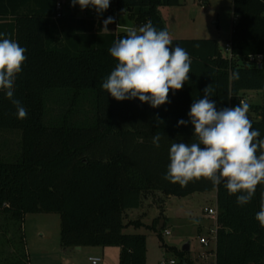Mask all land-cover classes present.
Segmentation results:
<instances>
[{"label":"trees","instance_id":"1","mask_svg":"<svg viewBox=\"0 0 264 264\" xmlns=\"http://www.w3.org/2000/svg\"><path fill=\"white\" fill-rule=\"evenodd\" d=\"M59 2L0 0V33L5 34L0 39L26 49L14 91L27 109V117L18 119L0 90V133H21L14 157L4 156L0 145L4 264H30L23 233L29 214L61 216L64 250L117 247L120 264H147V236L124 233L145 225L125 224L124 218L156 192L179 198L216 192V264H264V227L255 219L264 185L240 206L239 193L229 195L223 183L200 179L181 187L164 179L172 143L196 139L188 113L206 86L212 84L210 100L218 110L241 104L248 91L264 90L263 64L249 63L250 56L264 55V0H233L237 22L225 54L214 39H172L173 47L189 53L191 72L182 89H170L169 102L157 108L138 98L117 101L102 88L118 63L109 49L127 33H102L100 17L64 13L57 20ZM179 5L180 0H115L107 10L128 13L137 29L150 20L157 30H166L160 7ZM233 72L239 79L231 78ZM255 112L259 118L253 128L264 137V106ZM181 119L189 121L187 126H177ZM156 134L159 147L153 144ZM159 226L157 219L151 228L161 237L165 226ZM165 249L177 255L178 264H194L187 257L190 251Z\"/></svg>","mask_w":264,"mask_h":264},{"label":"clouds","instance_id":"2","mask_svg":"<svg viewBox=\"0 0 264 264\" xmlns=\"http://www.w3.org/2000/svg\"><path fill=\"white\" fill-rule=\"evenodd\" d=\"M71 3L79 4L81 10L92 6L98 14L110 6V0H71ZM113 22V17L105 19L103 30L109 31L107 26ZM126 32L109 49L118 63L103 81L102 88L117 101L138 98L153 108L168 103L170 89L179 91L189 80V53L179 45L173 47L169 32L157 30L150 20ZM25 52L17 41L0 39V90L15 106L18 119L27 117V109L15 98L14 91L15 80L26 60ZM231 78L239 79V73L233 72ZM203 91V97L194 100L188 113L196 139L191 143H172L164 179L181 187L200 179L209 180L214 186L223 183L229 195L239 193L238 205H246L254 197L257 186L264 185V137L253 128L247 103L218 110L216 102L210 100L215 91L212 84ZM188 123L181 119L177 126ZM160 139L159 134L153 136L156 147L160 146ZM255 219L264 227V193Z\"/></svg>","mask_w":264,"mask_h":264},{"label":"rangeland","instance_id":"3","mask_svg":"<svg viewBox=\"0 0 264 264\" xmlns=\"http://www.w3.org/2000/svg\"><path fill=\"white\" fill-rule=\"evenodd\" d=\"M60 2L65 14L78 19L92 17L93 13H97L92 6L81 10L79 4L72 6L71 0ZM112 11L114 22L108 24L109 31H104L102 27L104 33H127L128 28L135 27V22L128 13L115 8H112ZM107 13L110 11L106 10L98 15L105 20L109 17ZM159 13L172 39H214L219 41L225 54V46L230 40L233 22L236 20L233 14V0H180L179 6L160 7ZM243 100L250 106L247 114L249 119L251 121L258 119L255 108L264 106V90L248 91ZM52 107L55 112L58 111V106ZM20 140V132H1L0 145L3 147L4 156L14 157L19 151ZM214 207L213 193H196L183 198H168L159 193H152L146 197L141 210L127 212L124 218L125 224L130 220L140 221L145 226L139 229L126 228L124 233L147 236V264H170L171 261H178L177 255L174 252H167L165 246L181 252L187 245L190 246L187 257L194 264H205L201 257L206 250L200 245V237H208L211 231L216 230V221L209 218L206 213L209 208ZM157 219L165 226L161 237L151 228ZM3 223L4 218L0 217V245L4 242L1 228ZM61 224V216L57 214L26 216L23 233L30 264H91L89 258L94 256L101 257L104 264H120V249L117 247L101 250L91 247H84L80 251L75 248L64 250L61 244ZM166 230L171 232L170 236L165 234ZM7 251L12 253L13 248L7 246ZM212 260L213 257H210L208 261ZM5 262V257L0 256V264Z\"/></svg>","mask_w":264,"mask_h":264},{"label":"built area","instance_id":"4","mask_svg":"<svg viewBox=\"0 0 264 264\" xmlns=\"http://www.w3.org/2000/svg\"><path fill=\"white\" fill-rule=\"evenodd\" d=\"M115 0H110V6L114 4ZM205 1V0H203ZM63 5L61 2L57 4V16L56 19H61L63 16ZM109 17H112L113 11L110 10V13H107ZM98 13H93L92 17H97ZM226 50H230V45L225 46ZM264 62V55H256V56H250L249 57V63L259 66ZM242 103H245L244 100ZM207 215L209 218L213 219L216 221V230L211 231L209 233L208 237H200V245L202 246L203 249L206 250L205 254L201 257L206 263L205 264H216V242H217V219H218V210L217 208H209L206 211ZM165 234L167 236L171 235V232L169 230L165 231ZM210 257H213L212 261H208ZM93 258L96 259V264H104V261L101 257L94 256L89 258V262L93 264ZM208 261V262H207ZM179 261H171L170 264H178Z\"/></svg>","mask_w":264,"mask_h":264},{"label":"crops","instance_id":"5","mask_svg":"<svg viewBox=\"0 0 264 264\" xmlns=\"http://www.w3.org/2000/svg\"><path fill=\"white\" fill-rule=\"evenodd\" d=\"M98 17H100L99 15H98ZM88 18V17H87ZM100 18H102L101 19V21H102V25H101V32L102 33H104L103 31H102V27H103V21H104V17H100ZM236 18V17H235ZM83 19H86V18H83ZM237 22V18H236V20L233 22V26H234V24ZM233 26H232V30H233ZM104 34H109V33H104ZM231 35H232V31H231ZM230 39H231V37H230ZM219 42V41H218ZM229 42H230V40H229ZM228 42V43H229ZM227 43V44H228ZM226 44V45H227ZM263 64V63H262ZM264 67V66H263ZM244 96H246V93H244L243 94V98H244ZM157 194L159 193V194H161V196L162 195H164V194H162L161 192H156ZM211 193H213L214 194V196H215V207L214 208H216V192H211ZM166 197H168V198H172V197H174V196H166ZM165 201V200H164ZM139 210H141V208L140 209H137V210H130V211H127V212H138ZM127 214V213H126ZM128 222H130V220H128ZM161 223H163V222H161L160 221V224ZM163 226V225H162ZM76 250H78V251H80V250H82L83 248H75ZM97 250V249H96ZM98 250H101V248H98ZM98 252H100V251H98ZM104 252V251H103Z\"/></svg>","mask_w":264,"mask_h":264},{"label":"water","instance_id":"6","mask_svg":"<svg viewBox=\"0 0 264 264\" xmlns=\"http://www.w3.org/2000/svg\"><path fill=\"white\" fill-rule=\"evenodd\" d=\"M162 224H163V223L160 224V227H159L160 230L162 229ZM183 251H184V252H188V251H190V246H189V245L185 246L184 249H183Z\"/></svg>","mask_w":264,"mask_h":264}]
</instances>
